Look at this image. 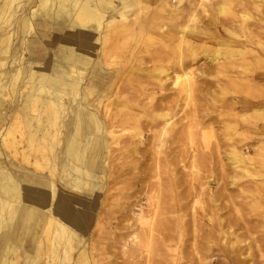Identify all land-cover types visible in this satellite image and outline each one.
I'll return each mask as SVG.
<instances>
[{"label":"bare ground","instance_id":"1","mask_svg":"<svg viewBox=\"0 0 264 264\" xmlns=\"http://www.w3.org/2000/svg\"><path fill=\"white\" fill-rule=\"evenodd\" d=\"M19 1L0 0L1 124L6 90L25 85L17 82L25 36L37 25L42 39L27 43L29 111L14 123L19 134L12 125L0 131V264H95L82 246L80 218L90 228L97 205L107 216L117 212L120 230L103 231L122 247V260L105 264H175L178 257L185 260L177 264H247L251 256L240 255L254 245L253 264H264V182L249 184L264 176V146L257 171L241 151L251 150V134L264 138V0ZM26 4L28 15L13 21L17 31H6L1 23ZM167 13L175 15L174 32L160 23ZM48 36L52 46L44 45ZM216 37L224 38L209 47ZM7 52L14 66L4 71ZM201 53L209 57L204 69ZM196 97L216 98L219 107L209 111ZM185 136L199 141L183 155ZM22 138L20 156L32 170L9 158ZM57 178L77 198L90 195L72 200ZM212 182L217 190L207 193ZM246 205L250 216L240 212ZM227 208L236 218L224 223L219 211ZM231 224L258 233L243 245L214 232ZM214 247L227 261L211 258ZM181 248L185 255L175 258Z\"/></svg>","mask_w":264,"mask_h":264},{"label":"rangeland","instance_id":"2","mask_svg":"<svg viewBox=\"0 0 264 264\" xmlns=\"http://www.w3.org/2000/svg\"><path fill=\"white\" fill-rule=\"evenodd\" d=\"M23 1H25V0L19 1V3H22ZM115 2H117V0H115ZM174 4H176V2L172 1L171 2V7H169L167 5L166 8H168V9L169 8H173ZM28 7L29 6L27 4L20 6L18 9L15 10V12H13L12 17L10 19H8V21L6 23H1V24H3L6 27V29H5L6 31H8V30H11V31L14 30L15 32L17 31V25H16V23H13V21H14L15 17L17 18L19 16L28 15V12L30 10V9H28ZM198 15H199V19H198L197 25H199V26L205 25V20H207V16L204 15V13H202L201 11H200V13H198ZM9 20L12 23H10ZM160 23H162L164 25V29H167L170 32H174L175 15H171V14H168V13L165 14V16L160 21ZM35 27H36L34 29L35 32L31 33L33 35H31L30 33H27V35L25 36L26 45L22 49V55H23L22 61L21 60L19 61V59L17 60V61L20 62L19 66H22L21 69H19V76L17 78V82H23V83H25V85H22L16 93L14 91H11V94H9L8 91L6 90L5 98L7 100V105H6L7 107L2 110V113H4V119H6V120L3 122V124H1V122H0V125H1L0 131L1 132L4 130L5 127H8V126L12 125L11 133L13 134L14 131H15L14 134H16V135L19 134V132L16 131L17 126L14 123L19 121V120L22 121V123H23L24 119L26 118V114L29 111V110L23 108V106L25 104V103H23V101H24L23 94L27 91V87H29V83L26 82L27 81L28 71L24 72L23 69L27 68V63H28V60H29L28 59L29 58V53H28V49H27L28 41L36 40V39H39V40L42 39V34H41L42 30L37 25ZM210 27H211V25L209 26L208 30H212L213 29V28H210ZM222 38H224V37H221V38L218 37L214 41L206 42V44L209 45V47H211V48H215V47L220 45L217 41L222 39ZM49 39L50 38L48 36L46 38V41H44V45L47 44V46H52L51 44H49ZM17 40H18L17 37L16 38L14 37L12 40H10L9 43L10 44L12 43V45H11L12 48H13V46H17V44H16ZM201 42L202 41H199L198 43H201ZM34 47H36V44L34 45ZM140 47H141V43H138L136 45L135 51L138 50ZM6 56L7 57L5 59V63H7V61L8 62L11 61V60H9L10 57H11L9 52H7ZM199 57H202L200 59V61L198 62V63H201L200 64V69L207 68L208 67V62L207 61L209 60L208 59L209 58L208 55L205 54V53H201L199 55ZM30 60H32V59H30ZM33 65L35 67L39 66L35 62H34ZM145 65H148V64H145ZM13 66L14 65L11 64V62H9L8 64H6V66L4 68V71H7L8 69L13 68ZM196 66L197 65L194 64V67H196ZM196 72L198 73L199 71H196ZM126 73L127 72L123 73L124 76H125ZM198 74H200V72ZM207 77L209 78V76H207ZM199 80H200V77H198V81ZM2 81H5V78ZM199 103H201L204 108H206V106H209V107H207V109L209 111H211V109L213 107H219V102L216 100V98H215V100L209 98L206 101H202V100H199L196 97L195 98V104H199ZM178 104L179 105L176 107V109H179L181 107L182 102H178ZM33 113H35V112H33ZM22 123L20 125H22ZM218 130H219V128H218ZM218 134H220V131H219ZM24 136H22V137H24ZM8 137L11 138L12 136H8ZM17 137L20 138V136H17ZM249 137L250 138L247 139V141L252 144L251 150H247V149L244 150V149L241 148V151L245 152L246 155L250 158V160L248 162V166L251 167L253 170L257 171V170H260L259 159L261 157H260L259 148L261 146H264V138L260 139V138H258L259 136H255L253 134H251V136H249ZM21 140H22V143L18 144L17 152L15 153L16 155L13 156V154H9V158L11 159L10 161L15 163V164H21V165L27 166L29 169L32 170V166L31 165H27L21 159L20 152L23 149H25V147H26L24 145V148L22 149V144L23 143L25 144V142H23V138ZM191 141L196 143L195 141H199V138L197 136H194V137L185 136L181 140V142H180L181 146L180 147L183 149V155L185 154V152L187 153L189 150H191V148H189V145H190ZM118 145L112 144L111 146L113 148H116V147H118ZM236 145L238 147L241 146L239 143H237ZM223 149H224V147L222 145L221 150H223ZM180 158H183V156L180 157ZM185 160H186V158H184V161ZM225 162H226V160H225ZM100 164L103 165V166H106L104 163H100ZM8 165H9V163H8ZM228 168H229V170H233L231 165H228ZM260 172H264V170L261 169ZM44 173H45V171L43 172V174ZM213 173L215 175H218L219 168L215 167ZM228 173L232 174L231 172H228ZM103 175H100V176H103ZM125 177L126 178H132V174L131 173L127 174ZM241 180H242V182H244L247 179L243 178ZM57 182L58 183H56V184L59 187L60 192H63V193H65V192L67 193L68 192L67 195H69L71 197V199L74 200L75 199L74 197H76V195L73 194V192H75V191H73L72 188L70 189V187L67 186L59 178H57ZM262 182H264V176L258 177V179L254 183L249 182V184L256 186V184L260 185ZM207 187H209V189L206 190L207 193H209V192L211 193V192H214V191L217 190L218 185L215 182H212L211 184H208ZM250 192H253V190L251 189V191H248V193H250ZM78 193H79L80 197H78V198L76 197L77 198V200L75 199L76 201H82L83 197H88L90 195V193L86 192V191H79ZM261 193H262V195L264 197V188L261 190ZM240 199L241 198H237L236 200H240ZM205 200H206V196L203 198L202 206H205V204H206ZM225 204H228V203L225 202ZM235 207L238 208V206H235ZM100 208H101L100 205H97V207L95 209L91 208V210L94 209L93 212H94V215L95 214L96 215H95V217L93 219V223H92V226L90 228L87 227V224H86V221H85L84 217L82 216L80 218L81 219L80 222L85 227V230L87 232L86 234H83L81 236L83 241H84L82 246H83V248H86V250L88 252L87 254H89L90 257H94V260H96L95 264H105V262H107L108 260H110L112 258H113L114 261L120 262L122 260V258L119 255H120V250H121L122 247L119 245V243H116V242L112 243V239L109 238V237H106L104 235V233H103V231H105V230H108V231L112 230L114 233H117V232L120 231V230H118V226H116V223H115L117 219L114 217V216L117 215V212L110 214V215H113V216L110 217V215L107 216L105 214V209H103L102 212L99 213L98 210H100ZM247 210L248 209H247V205H246L245 208H241L240 212H242L244 215L246 214L245 216H248V215L250 216V214H253L252 212L248 213ZM219 214H220L221 218L223 219L224 223H226L228 221L235 220V218H236V214L234 213V211H232L231 209H228V208L220 210ZM123 223H125V222H123ZM101 225H102V227L104 225L105 228H100ZM225 229H227L226 226L222 227V231H220L219 228H215L214 232L216 234L218 232H221L222 235H224V237H226V241H229V242L235 241V237H237V241L236 242H239V240H242L243 241L242 242L243 245L245 243H249L250 237H254L258 233V232H254L253 230L246 232L245 228H243V227L239 228L238 226L232 225V224H231L230 229H228L227 231H225ZM248 236H249V238H248ZM80 246L81 245L78 246V250L79 251H81V249H82V248L80 249ZM259 248L260 249H264V245H260ZM245 250L246 249H244V252L241 253L240 256L241 257H245V255L246 256H251V258L247 260V264H253L254 263L253 260L256 259L257 256L259 255V251L257 250V248H255V245L253 247H251L250 249H248V252L245 251ZM77 252H78L77 249H75L73 251V253L75 255H77ZM169 252H170L169 254H173V251H169ZM211 253L213 254V256L211 258L217 257L216 255H220L219 256L220 259L227 261L226 257L221 254V250L220 249L218 250L217 247H214V249L211 250ZM183 254L185 255L184 250L181 248L180 252H178V254L175 255V258L178 257L179 255L182 256ZM169 258H170V255H169ZM156 259L158 260L157 257H156ZM184 260L185 259H181V258L178 257V259L176 260L175 264H177L179 262H183ZM41 261L44 262V260H39V264L41 263ZM49 264H53V263H49Z\"/></svg>","mask_w":264,"mask_h":264}]
</instances>
